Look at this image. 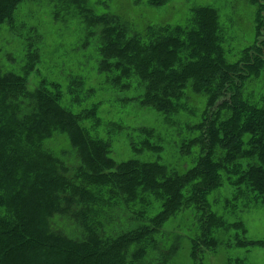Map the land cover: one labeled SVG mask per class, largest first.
I'll list each match as a JSON object with an SVG mask.
<instances>
[{
    "label": "trees",
    "instance_id": "obj_1",
    "mask_svg": "<svg viewBox=\"0 0 264 264\" xmlns=\"http://www.w3.org/2000/svg\"><path fill=\"white\" fill-rule=\"evenodd\" d=\"M21 1L0 0V23L13 22ZM65 1L58 0L56 12L65 9V19L73 9L82 15V47L95 38L99 69L118 96L138 99L170 120L180 109L194 117L205 101L199 119L180 130L179 167L141 157L118 161L112 143L91 132L100 116L96 105L75 106L79 77L65 105L59 81L28 82L37 47L29 46L22 72L0 64V264H142L157 248L156 264H210L201 252L215 245L221 225L216 198L209 196L224 183L225 171L231 185H247L264 203V0H232L230 18L249 26L252 37L263 35L239 46L232 60L229 31L212 7L187 11L182 5L180 21L156 24L131 0L114 11L92 0ZM142 147L159 149L149 141ZM177 213L194 221L199 236L166 227ZM183 247L186 262L175 258Z\"/></svg>",
    "mask_w": 264,
    "mask_h": 264
},
{
    "label": "rangeland",
    "instance_id": "obj_2",
    "mask_svg": "<svg viewBox=\"0 0 264 264\" xmlns=\"http://www.w3.org/2000/svg\"><path fill=\"white\" fill-rule=\"evenodd\" d=\"M92 2L96 7L101 6L103 10L108 11L117 8L122 10L123 4L125 5V0H92ZM131 2L137 12L138 9L147 10V16L154 19L152 22L156 24L180 21L182 5L187 11L194 7L214 8L221 22L224 23V30L229 31L226 48L230 51L228 54L230 60L238 58L239 46H245L250 40L263 37V35L252 37L248 34L249 26L245 27L247 29L242 28L236 24L235 19L230 18L231 14L235 13L231 8L232 0H157L156 3L152 0H131ZM78 3L81 2L77 1L74 4ZM85 3L91 4V0H85ZM57 5L58 0H22L11 18L13 22L7 19L0 23V64L3 68L22 72L29 46H32V50L37 47L39 58L33 61L32 70L28 72L30 85L35 87L43 78L59 81L63 91L61 99L65 105H68L70 96L67 92L70 83L72 79L79 77L78 87L82 90V96L75 106L84 108L96 105L93 111L96 117L100 116L97 117L96 123H98L92 125L91 132L112 143V155L116 160L141 157L158 159L166 165L179 167L182 162L180 149L183 142L180 130L188 120L199 119L198 115L202 111L205 98L199 101L194 117L189 116L184 109H180L170 120L168 113L147 107L138 99L129 101L124 96H118L107 72L99 69L95 38L91 39L88 47H82L86 32L82 15L74 14L73 9L70 17L65 19L63 16L65 9L56 12ZM252 5L259 9L258 4L252 3ZM128 15H131V21L136 20L134 14ZM248 69L245 71H249ZM128 91L127 94L132 96L136 89L130 88ZM261 94L264 95V89ZM85 121L89 125L92 123L90 118ZM148 134L152 137L146 140ZM160 136L162 140L157 142L155 138ZM146 141L159 147L157 152L144 149L142 144ZM62 156L65 158V155ZM71 159L74 160V156ZM228 173L229 171L226 170L222 186L209 196L212 201L216 198L212 207L220 220L221 227L216 229L215 236L218 239L214 241L215 245L203 249L201 256L207 262L210 260V264H264V203L261 198L254 197L255 192L247 185L242 186V189H236L231 185L228 181ZM149 196L152 199L156 198L153 193ZM159 206L160 201L156 200L154 210ZM235 221H241V224L232 227L231 223ZM165 223L166 227L170 228L179 226L178 232L183 236H199V227L194 221L184 219L181 213L168 218ZM66 224L71 223L66 221ZM158 250V248L148 250L142 264H156L160 259ZM188 255L189 251L183 247L175 258L186 262Z\"/></svg>",
    "mask_w": 264,
    "mask_h": 264
}]
</instances>
